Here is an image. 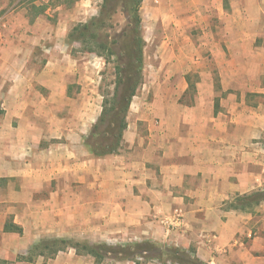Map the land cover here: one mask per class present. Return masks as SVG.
Instances as JSON below:
<instances>
[{
	"label": "crops",
	"instance_id": "1",
	"mask_svg": "<svg viewBox=\"0 0 264 264\" xmlns=\"http://www.w3.org/2000/svg\"><path fill=\"white\" fill-rule=\"evenodd\" d=\"M140 15L153 96L136 94L123 148L102 158L84 144L87 99L78 107L68 94L70 54L48 48L36 71L27 63L37 37L2 39L0 259L17 261L9 239L21 234L5 225L15 214L26 234L19 214L32 204L37 215L100 217L123 241L194 247L210 264H264L262 217L224 208L264 189V0H143ZM68 102L66 113L58 104Z\"/></svg>",
	"mask_w": 264,
	"mask_h": 264
},
{
	"label": "rangeland",
	"instance_id": "2",
	"mask_svg": "<svg viewBox=\"0 0 264 264\" xmlns=\"http://www.w3.org/2000/svg\"><path fill=\"white\" fill-rule=\"evenodd\" d=\"M24 1V3H20L18 0H0V46L3 45L2 39L5 37V34L11 30H13V32L19 30L25 31L29 35L37 37L38 39L28 41L29 44L32 45L33 55L30 59H28L27 63L29 68L35 69L36 71H40L48 61V57H50V54L52 53L50 50L47 51L48 48H52L53 52L56 50L57 55L62 51L68 52L70 54L69 59L71 61L69 66L72 70L67 71L66 75L74 81L69 86L68 94L70 97L75 95V99L77 101L74 104L78 107L81 105L82 107H85V99H87L89 108V123H92L93 121L95 123L102 112V104L105 96L110 97L112 91L114 90V66L112 63H106L105 59L97 53L85 50L79 41L70 37V34L76 25L85 23L92 17L98 15L104 0H48V2H44L42 0ZM40 4H47L48 7L43 14L38 16V12L33 6ZM115 18L114 27L112 29L109 28L111 32L118 31L125 22L123 14H118ZM41 36H43V38H40ZM20 41L22 43H26L27 40L21 39ZM154 48V45H149L147 51L151 53L154 51ZM25 61H27V58H25L24 62ZM150 61L153 63L156 62V57L152 56ZM148 73V71L145 72L146 75ZM137 93L139 95L142 93L146 94V99L148 100H150L153 96L152 91H148V88L146 89L144 87V82ZM194 94L195 89L191 85L186 94V101L190 102L189 96H194ZM133 100L135 104L138 101V99L134 98ZM74 104H70L68 102L63 105L58 104V106L62 108L64 107L65 112L67 113L68 109ZM132 112L136 114V109ZM94 123H92V125ZM6 185L7 182L4 184L0 183V196H2V193L6 189ZM42 197L43 199H46V196ZM230 202L231 201L225 204V209L229 206ZM29 206L30 211H28L27 214H19V220H23L25 228L27 229L26 234L22 233L19 238L16 237L15 239H9V246L12 247V245H15L17 249L15 251L17 253L16 257L28 256L29 250L32 247L46 239H51L53 241L65 240L70 244L106 243L108 245H124L144 241L139 239L123 241L120 236H111L112 234L110 235L109 231L110 227H108L103 220L100 221V217L92 215L85 216L82 214L72 216L65 214L55 215L50 213L52 212L51 208L49 209L50 212L48 214L37 215L34 211L38 209H35L32 204ZM18 211L20 212L21 209L18 208ZM252 213L262 217V221L259 224H262L263 228L264 209L258 211V209L255 208ZM8 221H15V214H10L8 216ZM262 233L264 234V231ZM261 237H264V235H261ZM30 242L33 243L30 244ZM189 248L190 247L187 249ZM46 250L49 253L46 256L37 257L34 262L14 261L13 264H38L37 260H40L41 264H48V262L52 263V260L54 259L58 261L57 264H78V262L80 264H98L93 257L89 255H79L72 247L59 252L55 256L50 255L49 249ZM10 257L15 258L13 253H11ZM41 258H44V260ZM137 260L144 262L143 259ZM119 263L135 264L133 260H107L99 264ZM144 264L172 263L147 260Z\"/></svg>",
	"mask_w": 264,
	"mask_h": 264
},
{
	"label": "trees",
	"instance_id": "3",
	"mask_svg": "<svg viewBox=\"0 0 264 264\" xmlns=\"http://www.w3.org/2000/svg\"><path fill=\"white\" fill-rule=\"evenodd\" d=\"M20 3L24 0H18ZM143 0H104L98 15L85 23L76 25L70 34L79 41L85 50L97 53L112 63L115 71V86L110 97L105 96L102 112L92 125L84 144L96 157L117 154L124 146V134L128 128V114L139 88L144 82L145 40L142 29L140 8ZM37 15L43 14L47 4L33 6ZM118 14H123L125 22L118 31L111 32ZM109 30V31H108ZM190 79V76L188 77ZM191 87V85H190ZM189 87V88H190ZM217 106V102H216ZM8 181L0 178V183ZM264 203V189L235 197L226 207L227 210H238L252 213ZM6 232L23 233V229L13 221H7ZM72 247L79 255H89L99 263L107 260L128 261L144 264L147 260L172 264H210L202 261L194 248H181L156 243L151 240L133 242L124 245L106 243H68L65 240L46 239L29 250L28 256L18 257L17 261L34 262L39 256H55ZM137 259H143L141 262ZM0 264L12 262L0 259Z\"/></svg>",
	"mask_w": 264,
	"mask_h": 264
},
{
	"label": "built area",
	"instance_id": "4",
	"mask_svg": "<svg viewBox=\"0 0 264 264\" xmlns=\"http://www.w3.org/2000/svg\"><path fill=\"white\" fill-rule=\"evenodd\" d=\"M177 221H178V223L181 221V216L177 217Z\"/></svg>",
	"mask_w": 264,
	"mask_h": 264
}]
</instances>
